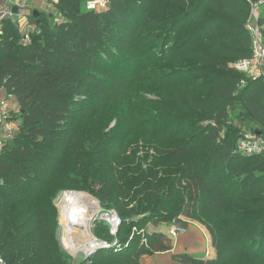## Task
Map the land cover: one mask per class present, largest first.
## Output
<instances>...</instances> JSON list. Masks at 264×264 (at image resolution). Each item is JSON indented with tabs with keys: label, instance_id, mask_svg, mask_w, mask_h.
Instances as JSON below:
<instances>
[{
	"label": "trees",
	"instance_id": "obj_1",
	"mask_svg": "<svg viewBox=\"0 0 264 264\" xmlns=\"http://www.w3.org/2000/svg\"><path fill=\"white\" fill-rule=\"evenodd\" d=\"M166 1L110 0L99 11L88 9L87 0H57L55 7L62 19L44 25V12L38 18L29 15L40 32L31 34L25 43L16 40L13 23L4 22L0 83L15 96L21 121L18 134L0 152V253L5 264H64L52 220L53 200L69 185H79L78 181L89 188L102 185L111 201L139 189L140 180L136 183L127 177L121 181L119 171L102 169L101 158H95L99 140L87 146L82 143L84 138H96L98 131L80 128L85 119L106 116V107L120 99L133 106L139 83H152L159 90L170 87L175 97L170 105L173 115H168L172 121L164 124L165 132V127L157 128L162 133L157 141L161 145L166 135H172L170 164H183L182 172L168 182L152 179L147 199L178 209L174 221L168 215V223L186 227L187 220L181 216L195 218L186 208L213 220L209 228L217 257L183 252L173 254V260L180 264H264V157L239 154V138H233L230 131L231 111L240 104L264 134V79L242 85L243 75L231 66L252 55L246 23L252 3L259 0H176L180 9ZM163 10H177V14L155 18ZM191 15L202 22L185 36L174 38L171 33L177 23ZM147 22L159 27L163 50L178 41L169 57L167 51L158 58L149 56L151 50L144 44L149 37L138 32ZM259 24L264 27V8ZM197 40L209 45V50L192 48ZM194 55L196 62L191 59ZM170 60L176 61V67ZM152 65L156 69H150ZM185 66L192 73L188 80L179 73ZM173 77L178 81L173 82ZM181 109L200 114L204 126L178 112ZM153 115V121L161 124V116ZM114 142L103 147L115 148ZM188 192L199 193L197 204L189 202ZM97 199L121 217L116 236L120 239L122 228L131 226V220L103 196ZM94 234L108 242L116 239L103 220H97ZM142 235L147 240L141 247L143 254L172 248L164 233ZM104 250L108 249H99L92 258Z\"/></svg>",
	"mask_w": 264,
	"mask_h": 264
},
{
	"label": "rangeland",
	"instance_id": "obj_2",
	"mask_svg": "<svg viewBox=\"0 0 264 264\" xmlns=\"http://www.w3.org/2000/svg\"><path fill=\"white\" fill-rule=\"evenodd\" d=\"M175 1L176 0H168L165 2V4H171L173 8L180 9V7L175 4ZM27 3L28 4H24L25 6L23 7V13L27 19L25 16V19L22 17L9 19V21L13 23L12 30L17 36L16 40L24 43L27 42L25 41L27 35L30 37L31 34H39L40 32L39 25L32 23L29 19V15L32 14L34 10H39L46 14V17L43 18L44 25H47L50 22L54 25L56 22L62 19V16L58 13L53 0H36V3H33L32 0H27ZM0 5L5 6L6 2L3 4L0 3ZM175 11L177 10H163L161 12L155 13L156 15L154 16L155 18H163L164 16H170V18H173V16H176L177 14ZM148 15L152 16V14ZM26 20H28L30 24H36V31L31 29L22 31L19 22H24ZM38 20L41 22V18ZM201 22L202 21L199 19H195V15L188 16L184 19L182 18L180 22L177 23L175 30L171 34L174 38L179 37L180 35L185 36L187 31L191 30L193 26H198ZM159 30L160 29L157 27V25L147 22L145 25H142L138 32L139 36L146 38L149 37V39L144 42V44L148 45V48L151 50L149 52V56L158 58L160 52L167 51L166 56L169 57L172 51H174L178 41L176 40L172 44L167 45L163 50V47H160L159 43ZM191 47L195 50H209V45L204 44L200 40L195 41ZM191 59L196 62L198 56L194 55ZM236 62L237 61L232 62L233 64L231 66L234 67ZM145 64L149 67V60ZM169 64H172L173 67H176L177 65L176 61L174 60L172 63L170 60ZM156 67V65H152L150 69L154 70ZM188 69V66L180 69L181 72L179 73L180 76L183 77V80H188L192 76V73L188 71ZM173 79V82L178 81L175 77H173ZM170 84L173 83L171 82ZM134 95L137 97V99L133 100V106H131V104L129 105L127 101L120 99L118 104H111L106 107V110H108V114L106 116L85 119L80 128L84 129L85 131H98V136L96 138H84L82 143L83 145L85 144V146H87L88 142H96L99 140V149L96 151L95 158H101L102 169L111 167L114 170L119 171L120 173L117 177L118 180L121 179V181H125L127 177L134 179L136 183L138 180H140L139 189H132L130 194L131 196H123V194H119L114 201H111L110 198L103 193L101 189L102 185L89 188L85 187L86 183L78 181L79 185H69L67 189L61 190L58 196L53 200L56 212L55 217L52 220L55 225L56 239L60 243V247L62 249L61 252H63L62 254L64 256V264H162V262H165L167 259V255L166 257L165 255L164 257H160L161 252L154 254H143L144 250L141 247H145L144 239H142V234H144V232H159L168 236V230L171 224L166 222L170 220L168 215L172 214V220L174 221L178 212V209H174L175 206L167 209L165 204L162 206L156 205L154 201L148 200L146 191L147 185L152 181V179L158 183H162L163 180L168 182L176 178V176H178L183 170V164H170V157L173 151L172 144L175 138L172 139V135L169 134L166 135L163 144L159 145L157 141V138L162 137L161 131L158 133L157 128H161V126L165 127V123L172 121V119H169L168 115H173V107L170 105L174 104L175 97L170 87L159 90V87L154 86L152 83H139L135 87ZM19 111V105L16 106L15 109H12V119L10 120L14 123L18 121V125L17 123L15 125L16 127L18 126V131L21 124L19 119ZM112 111L116 115H113ZM135 112L137 113L138 118L136 117ZM178 112L184 114L190 120H196V122L203 124V126L205 124V122L201 119V115L193 113L190 111V109L185 110V113L182 109ZM119 113L122 114L119 115ZM156 113H158V115L162 118L160 119L161 124L153 121L156 120L153 115ZM148 122L152 123V129H149L150 123ZM231 122L230 131L233 132V138L252 135L261 130L257 122L252 120L251 117L247 115L246 111L242 109L240 104L236 105L231 111ZM171 129L174 130L173 127ZM165 130L166 127L163 128L162 132H165ZM190 130L191 131L187 132L184 137L188 136L191 132H194L195 128ZM18 131L15 136L18 134ZM114 140L115 142L113 146H115V148L119 147L120 151H117L115 148L107 149L103 147L104 144H109L108 147H110L111 142ZM235 171L236 169H234L233 174L236 173ZM155 174H157L156 179L154 178ZM87 184L90 186V183ZM106 184L107 187L110 185L109 182H106ZM67 191L85 192L90 194L95 199H100V196H103L105 198L103 199L105 202L117 208L124 216L129 217L131 220V226L126 224V226L122 228L120 239L119 237H116L113 242L107 241L108 246H101L99 249L106 248L108 250L99 252V254L95 255L93 258L92 256L98 252L99 249L96 250L91 256H88L84 253L85 251H82L79 248H70V242L72 241V238L66 233L65 228L70 226L77 232L83 234L84 241L87 243L94 240L96 241L95 238H97V236L94 234V229L96 227L97 220L100 218L99 216L95 218L91 229H89V225L83 224L82 222L79 223V226L75 223H70L68 220L69 218L63 210V196ZM187 194L189 202L194 205L197 204L200 198L199 193L188 192ZM181 207L182 206H179L180 209ZM185 212L194 214L193 216L195 218L181 216L182 220H187V224H193L199 230L204 231L206 233V237H208V239H206L207 250L205 251V258L211 259L217 257L218 251L214 246L212 232L209 228L213 224V220L200 217L197 211L194 212L189 208H186ZM134 225L138 227V230L136 227L134 228ZM187 226L185 227L186 229ZM95 232L96 234L101 235L100 232ZM99 237L101 238L103 236ZM169 238L172 241L171 249L175 248V244H181L180 242H182L183 249L186 250V253L190 252L189 254H193L191 240L188 241V239H185V242H183V240L179 242L177 240L180 239L181 236L176 239L171 237ZM140 253L143 254L141 257ZM207 253H209V257H207ZM2 256V253H0V257ZM170 263L180 264L174 261L173 258H170ZM0 264L2 263L0 262ZM163 264H166V262Z\"/></svg>",
	"mask_w": 264,
	"mask_h": 264
},
{
	"label": "built area",
	"instance_id": "obj_3",
	"mask_svg": "<svg viewBox=\"0 0 264 264\" xmlns=\"http://www.w3.org/2000/svg\"><path fill=\"white\" fill-rule=\"evenodd\" d=\"M34 2V0H32ZM42 1V0H40ZM56 2L57 0H53ZM110 0H87L86 7L88 9L102 10L106 9ZM27 3V0H6L5 6H0V42L4 36V22L15 17L24 18L25 14L13 13V6L22 8ZM264 8V1L253 2L251 12L246 28L248 29L252 41V55L247 58L240 59L234 64V68L238 70L242 76V85L247 83L249 79H264V27L259 24V16ZM27 19V17L25 16ZM24 18V19H25ZM15 21V20H14ZM22 31L33 30L36 31V24H30L28 20L20 21ZM29 35L26 36L25 41H29ZM0 152L3 150L5 143L15 137L18 131L16 122H11V112L15 109V96L8 94L5 88L0 83ZM14 103V105H13ZM18 104V103H17ZM18 125V124H17ZM237 152L243 156L261 155L264 157V134H252L240 136L237 141ZM101 208V214L98 220H103L109 225L110 234L114 237L117 236L120 226L122 224L121 217L115 209H106L101 205V202L96 199ZM187 232L184 226L177 223H171L168 236L171 238H179ZM98 238V237H97ZM96 239V247L93 250L85 251L84 253L91 256L99 248L108 246V242L103 239ZM147 240L144 239V242ZM209 257V253L206 254ZM208 259V258H207ZM0 262L4 264V260L0 257Z\"/></svg>",
	"mask_w": 264,
	"mask_h": 264
},
{
	"label": "bare ground",
	"instance_id": "obj_4",
	"mask_svg": "<svg viewBox=\"0 0 264 264\" xmlns=\"http://www.w3.org/2000/svg\"><path fill=\"white\" fill-rule=\"evenodd\" d=\"M63 203V210L69 218L67 219L70 223H75L78 226L82 222L83 224L89 225V229H91L93 221L101 214L98 201L85 192L67 191L64 193ZM65 231L72 238L70 242V248L72 249L79 248L82 251H88L93 250L97 245L95 240L88 243L84 241V235L70 226H67Z\"/></svg>",
	"mask_w": 264,
	"mask_h": 264
},
{
	"label": "crops",
	"instance_id": "obj_5",
	"mask_svg": "<svg viewBox=\"0 0 264 264\" xmlns=\"http://www.w3.org/2000/svg\"><path fill=\"white\" fill-rule=\"evenodd\" d=\"M5 2H6V0H0L1 4L5 3ZM33 3H36V0H34ZM17 103L18 102L16 101L15 107L18 106ZM16 123L18 124V121ZM187 230H188V232L183 234V236H181V238L178 239L177 241L180 242L183 240V242H185L186 241L185 239H188V241L191 240V246L193 247V249H192L193 254H191V255H194L196 257H202V258L206 257L205 256V251L207 250L206 239H208V237H206V235H205L206 233L204 231L196 228V226H194L193 224H190V225L188 224ZM180 243L181 244H178V243L175 244V248H173L169 251L160 253L161 254L160 257H162V256L164 257V255L166 257V255H167V259L165 261L166 264H172V263H170V258H172L173 254L186 252V250L183 249L182 242H180ZM188 253H190V252H188ZM165 262H162V264Z\"/></svg>",
	"mask_w": 264,
	"mask_h": 264
},
{
	"label": "water",
	"instance_id": "obj_6",
	"mask_svg": "<svg viewBox=\"0 0 264 264\" xmlns=\"http://www.w3.org/2000/svg\"><path fill=\"white\" fill-rule=\"evenodd\" d=\"M13 13L19 15V14H22L23 13V10H22L21 7H19V6L16 5V6H13ZM39 14H40V11L39 10H34L33 13L30 14V15L34 16L35 18H38L39 17ZM257 133L258 134H262V132H260V131H258Z\"/></svg>",
	"mask_w": 264,
	"mask_h": 264
}]
</instances>
